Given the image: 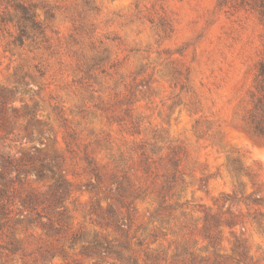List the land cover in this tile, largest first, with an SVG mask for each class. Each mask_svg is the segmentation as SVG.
<instances>
[{
  "label": "rangeland",
  "instance_id": "rangeland-1",
  "mask_svg": "<svg viewBox=\"0 0 264 264\" xmlns=\"http://www.w3.org/2000/svg\"><path fill=\"white\" fill-rule=\"evenodd\" d=\"M262 62L264 0H0L19 110L0 149L32 146L33 117L55 175L19 195L69 183L59 208L8 205L0 264H264V203L246 199L264 198Z\"/></svg>",
  "mask_w": 264,
  "mask_h": 264
},
{
  "label": "trees",
  "instance_id": "trees-1",
  "mask_svg": "<svg viewBox=\"0 0 264 264\" xmlns=\"http://www.w3.org/2000/svg\"><path fill=\"white\" fill-rule=\"evenodd\" d=\"M22 32H25L24 27ZM258 83V95H256L249 122L252 136L264 141V62L260 64L258 69ZM14 96V92L0 86V126L3 131L8 130L9 126H12L13 118L18 116L19 110L14 105ZM9 110H11L12 116L9 114ZM33 113L34 111H30L28 114L32 115ZM32 121L33 117L29 121V126L24 129L25 135L20 137L21 145L31 142L32 146L29 148L21 147L17 150L16 155L11 152L5 153L0 149V220L7 218L8 205L15 202L16 197L19 198L21 212L27 211L30 215L32 213L39 215L38 209L40 207L43 209L59 208L64 198L69 194V183L61 175H58L48 192L39 193L30 190L25 196L19 195V191L23 188L26 177L29 175L34 174L36 179L43 180L47 176L46 170L48 169L52 170L55 175L52 165L49 164L48 152L34 143L40 141V138L36 135ZM12 131L13 128L9 130L8 134ZM38 134L42 135L41 131H38ZM233 162L237 164L239 161L233 159ZM233 172L236 173L237 178L240 174L249 175V172L241 164L234 165ZM16 183L18 187L15 186ZM235 196L233 197L236 198ZM246 199L257 204L264 203V198L256 196L255 193L250 194ZM109 214L111 215L110 222L120 227L119 218L112 207H110ZM2 227L3 224L0 223V230Z\"/></svg>",
  "mask_w": 264,
  "mask_h": 264
}]
</instances>
